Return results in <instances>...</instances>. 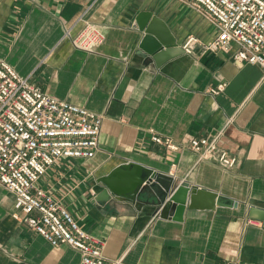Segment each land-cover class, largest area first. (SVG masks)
<instances>
[{
	"label": "crops",
	"instance_id": "obj_1",
	"mask_svg": "<svg viewBox=\"0 0 264 264\" xmlns=\"http://www.w3.org/2000/svg\"><path fill=\"white\" fill-rule=\"evenodd\" d=\"M144 14L148 20L141 23L176 44L160 66L139 47L137 18ZM81 17L105 26L99 49L81 50L65 38L66 26L73 33L81 29ZM190 35L199 42L187 53L182 45ZM216 36L188 0H0V57L45 92L105 116L95 156L60 160L40 184L105 241L109 258L129 264H264V222L250 216L252 206L264 209V70L237 62L235 46L205 49ZM221 82L227 83L224 90L214 93ZM223 127L219 146L237 164L198 161L190 138ZM151 130L180 148L155 142ZM123 162L173 175L178 184L186 179L238 205L186 208L178 219L175 210L161 215L140 209L98 182ZM13 211L14 195L0 183V264H81L78 249L53 246Z\"/></svg>",
	"mask_w": 264,
	"mask_h": 264
},
{
	"label": "built area",
	"instance_id": "obj_2",
	"mask_svg": "<svg viewBox=\"0 0 264 264\" xmlns=\"http://www.w3.org/2000/svg\"><path fill=\"white\" fill-rule=\"evenodd\" d=\"M208 19L217 36L204 44L218 51L235 46L234 59L264 70V0H188ZM77 33L65 27V38L81 50L99 49L106 40L105 26L80 18ZM199 38L190 35L182 48L192 53ZM221 82L214 93L224 90ZM104 114L45 92L0 57V183L14 195L13 216L42 234L53 246L68 244L81 253V264H129L105 255V241L83 228L72 210L40 184L62 159L92 158L100 149ZM232 121V118L228 122ZM225 127L202 137H191L198 161L217 160L225 168L238 162L219 146ZM152 139L170 149L180 146L154 130ZM250 222L254 219H249Z\"/></svg>",
	"mask_w": 264,
	"mask_h": 264
},
{
	"label": "water",
	"instance_id": "obj_3",
	"mask_svg": "<svg viewBox=\"0 0 264 264\" xmlns=\"http://www.w3.org/2000/svg\"><path fill=\"white\" fill-rule=\"evenodd\" d=\"M137 20V27L142 32L139 47L143 55L147 59H153L160 66L163 63L161 62L163 55L171 56L176 44L151 28L146 21L144 24L141 23L139 20H148L145 14L142 19L138 16ZM98 182L106 186L107 192L110 191L130 200L140 209L147 206L154 208L161 215H165L169 210H175L174 219L181 218L186 208L235 207L238 205L231 198L191 184L186 179L178 184L173 175L159 173L139 162L120 163L107 174L100 176ZM201 200L205 201L204 204H200ZM250 216L264 222V209L252 206Z\"/></svg>",
	"mask_w": 264,
	"mask_h": 264
}]
</instances>
